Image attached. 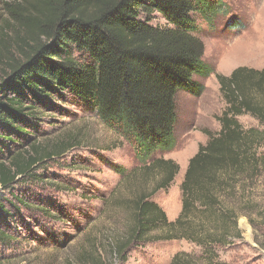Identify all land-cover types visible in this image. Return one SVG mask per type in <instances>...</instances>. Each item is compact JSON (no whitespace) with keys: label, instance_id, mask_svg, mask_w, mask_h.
I'll return each mask as SVG.
<instances>
[{"label":"trees","instance_id":"trees-1","mask_svg":"<svg viewBox=\"0 0 264 264\" xmlns=\"http://www.w3.org/2000/svg\"><path fill=\"white\" fill-rule=\"evenodd\" d=\"M225 8L223 0L2 4L0 54L10 46L9 33L22 43L0 82V247L10 248L16 242L19 231L13 230V223L28 225L21 214L32 221L61 220L66 214L52 195L61 192V184L54 185L60 176L36 172L81 147L83 133L68 127L52 140L54 136L37 123L36 107L49 109L57 100L66 104L70 99L77 103L76 109L94 111L108 130L127 143L139 163L131 170L117 167L122 177L118 186L106 198L99 195L102 212L119 204L126 207L131 222L124 234L113 239L112 253L125 262L126 251L189 241L203 248L210 264H224L217 261L216 251L231 244L232 230L239 233L240 215L234 203L247 199L250 180L264 170V157L259 154L264 131L244 130L237 119L249 114L264 125V69L242 67L230 77H218L228 105L219 117L221 131L209 135L208 143L190 159L181 184L182 210L175 221L168 219L155 197L167 192L180 173L175 161L157 156L176 146L179 98L199 96L202 87L196 79L213 72L204 61L205 45L197 36L196 19L211 23ZM155 13L170 28L150 25ZM73 166L70 171L84 169ZM70 187L61 189L68 192ZM121 192L124 197H118ZM190 256L179 252L172 264H197ZM84 260L111 264L93 254Z\"/></svg>","mask_w":264,"mask_h":264},{"label":"rangeland","instance_id":"rangeland-1","mask_svg":"<svg viewBox=\"0 0 264 264\" xmlns=\"http://www.w3.org/2000/svg\"><path fill=\"white\" fill-rule=\"evenodd\" d=\"M11 1L0 0V23L5 19L2 4ZM223 1L226 8L216 20L207 23L201 18L196 19L197 36L205 45L204 61L213 72L196 79L202 87L199 96L179 98L180 126L176 146L157 155L175 161L180 167L170 189L155 197L172 222L182 210L181 184L190 159L208 143L209 135L215 137L221 131L219 117L228 105L218 77H230L242 67L256 71L264 69V0ZM150 20L154 27L170 28L160 14H153ZM15 36L9 33L10 46L3 48L0 54V82L8 69L7 62L21 52L19 44L22 41ZM55 102L49 109L36 107L40 113L37 123L45 126V133L54 136L52 140L69 127L74 132L82 131L83 142L81 147L43 164L36 175L53 173L60 176L54 185L61 184L58 188L61 192L52 195L66 214L61 220L37 218V222L21 214L28 225L12 224L13 230L19 231L17 239L10 248L0 247V260H5L6 264H85V257L93 254L103 256L111 264H172L176 254L183 252L191 255L197 264H210L203 256V248L189 241L163 242L126 251L125 262L112 253L113 239L124 234L131 222L126 207L120 208L119 204H111V208L102 212V197H108L122 179L116 172L117 167L131 170L139 163L127 143L108 130L94 111L76 109L77 103L70 99L66 104ZM237 119L244 130L264 131V125L249 114ZM259 154L264 157V146ZM75 164L82 165L83 171L79 173L75 168L70 171ZM249 184L247 199L242 203L237 199L234 203L240 215L239 233L232 230L235 237L231 238V244L216 251L217 261L224 264H264V170ZM69 185L68 192L61 189ZM83 194L87 199L82 198ZM120 196L125 194L121 192ZM30 222L32 236L27 232Z\"/></svg>","mask_w":264,"mask_h":264}]
</instances>
